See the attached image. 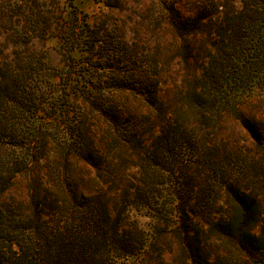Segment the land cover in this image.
<instances>
[{
  "label": "rangeland",
  "instance_id": "obj_1",
  "mask_svg": "<svg viewBox=\"0 0 264 264\" xmlns=\"http://www.w3.org/2000/svg\"><path fill=\"white\" fill-rule=\"evenodd\" d=\"M222 1L0 0V30H7L0 37V44H27L39 53L43 65L42 77L37 79L43 84L45 102L38 120L25 129L24 135L45 140L46 149L44 154L40 153L44 156L42 166L28 177H18L6 199L21 202L28 215V181L38 178L42 184L40 196L52 198L64 193L60 202L64 204L57 216L62 227L70 222L83 226L88 218L86 207L92 211L98 208L99 212L105 205L113 218L126 186L135 182L142 185L150 164L147 153L162 132V122L170 120L172 110L187 114L183 118L185 128L193 132L197 141L207 143L230 178L244 173L245 159L264 171V145L257 147L241 127L242 119L257 125L264 143V72L239 83L232 70L236 65L230 64V69L214 80L205 71L211 66L213 45L220 40L217 30L209 31L200 22L193 34L182 38L172 26L177 16L188 20L200 17L205 21L210 15L217 21L222 9L216 5L223 4ZM230 8L238 11L239 3L234 0ZM72 34L75 40L68 42ZM31 57L37 60V55ZM52 84H58V88L53 89ZM154 92L156 103L167 108L169 119H158L144 99V94ZM104 106L112 107L121 122L126 123L123 129L136 137L125 140L116 133L112 135L96 112ZM67 113L73 121L85 118L96 168L84 164L77 155H67L65 150L73 139L71 127L66 126L68 118L63 117ZM136 164L137 168L131 167ZM159 182L154 180L150 188L155 192L160 188L173 190L169 182L157 187ZM208 185L206 180H198L193 198L196 203L209 196ZM73 194L90 200L74 199ZM161 195L163 198L155 197L153 204L160 203L162 210L168 211L171 198L166 192ZM213 197L211 218L218 219L226 198L219 191ZM156 210L150 213L129 209L128 219L119 229L124 233L134 224L145 235L147 248L129 258H115L107 250H97V258L103 264H176L179 242L173 233L175 218L167 216L160 221ZM199 226L206 230L204 224ZM155 240L158 244L150 253ZM204 246L214 256L225 251L216 240ZM156 252L162 253L159 262Z\"/></svg>",
  "mask_w": 264,
  "mask_h": 264
},
{
  "label": "trees",
  "instance_id": "obj_2",
  "mask_svg": "<svg viewBox=\"0 0 264 264\" xmlns=\"http://www.w3.org/2000/svg\"><path fill=\"white\" fill-rule=\"evenodd\" d=\"M235 1L240 6L238 11L230 8L234 0L217 3L216 8L222 9L217 21L210 15L205 21L200 17L188 20L177 16L172 26L182 38L193 34V28L200 22L209 31L217 30L220 40L213 45L214 53L211 66L205 71L206 76L217 80L230 69V64H235L232 70L237 75L236 82L242 83L246 78L264 72V0ZM6 31L5 28L0 30V37ZM73 40L72 34L67 41ZM31 54L37 55V60ZM39 58V53L32 51L27 44L9 46L4 41L0 44V264H103L97 258L98 254L95 255L97 250H107L115 258L135 257L136 251L148 246L145 235L134 224L124 233L119 232L132 208L150 213L157 209L160 221L167 216L175 218L173 233L179 242L176 264H232V261L236 264H264V171L245 159L244 173L230 178L225 168L219 166L223 162H218L207 143L197 141L193 132L185 128L183 118L187 114L172 110L170 120L163 121L169 119V112L164 105L156 103L155 92L144 94L158 119L163 121L162 132L153 140L155 144L147 153L150 170L143 175L142 185L135 182L126 186L113 218L110 211L106 212L105 205L99 212L98 208L92 211L85 205L88 218L83 226L70 222L62 227L57 216L64 204L60 203L64 193L52 198L40 196L42 184L38 178L28 181L31 190L28 215L21 202H9L6 194L17 178L28 177L42 166L44 160L41 155L46 149L45 140L24 137L25 129L38 120L40 107L45 104L43 84L38 80L42 77L43 65ZM51 86L58 88V84ZM67 97L72 99V95ZM99 100L103 102L102 98ZM96 112L107 123L112 135L116 133L125 140L136 137L135 133L123 129L126 123L121 122L112 107L104 106ZM63 117L68 118L66 126L71 127L73 136L65 150L67 155H77L84 164L96 168L93 161L97 160L90 149L85 118L73 121L68 113ZM241 127L257 147H263L262 131L257 125L242 119ZM135 145L138 146L139 142ZM131 167L137 168L138 165ZM199 179L210 185V194L196 203L193 198ZM154 180L161 181L157 187L169 182L173 190L167 192L160 188L157 194L150 188ZM217 191L225 195V209L218 219H212L210 209ZM165 192L172 202L168 211L162 210L160 203L153 204L155 197L163 198L161 193ZM73 198L89 199L75 194ZM199 224H204L206 230L202 231ZM212 240L220 242L225 253L214 256L209 252L204 244ZM155 244H158L157 240L152 243L150 253ZM156 256L159 262L162 253Z\"/></svg>",
  "mask_w": 264,
  "mask_h": 264
}]
</instances>
